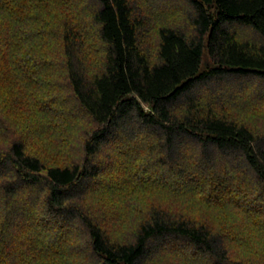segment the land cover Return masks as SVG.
Wrapping results in <instances>:
<instances>
[{
	"label": "trees",
	"instance_id": "trees-1",
	"mask_svg": "<svg viewBox=\"0 0 264 264\" xmlns=\"http://www.w3.org/2000/svg\"><path fill=\"white\" fill-rule=\"evenodd\" d=\"M182 1L0 0V88L35 95L67 160L0 109V264H264V126L233 101L264 103V0ZM125 182L127 238L88 205Z\"/></svg>",
	"mask_w": 264,
	"mask_h": 264
},
{
	"label": "rangeland",
	"instance_id": "rangeland-1",
	"mask_svg": "<svg viewBox=\"0 0 264 264\" xmlns=\"http://www.w3.org/2000/svg\"><path fill=\"white\" fill-rule=\"evenodd\" d=\"M174 3L176 7L173 9L169 8L170 9L169 10L167 9L168 7L166 5L160 4L159 2L160 4L159 12H160L161 17L159 16V18L158 19L156 18V20H159V19L163 20L162 18L164 15L165 17H167V15H169V17H172L175 14H178L177 11L179 7H180V10H183L184 2L182 0H175ZM156 20H154L155 23L151 24L152 26H154V28H156L158 25L163 23V22H158ZM154 31L151 32V37H149L150 38L149 44H150L151 50L153 51L154 49H156V41H157V35ZM46 49H48L49 51L53 49L52 44L50 43L49 45H47ZM45 54H47L46 50L44 51L43 55L45 56ZM207 63L208 61L206 60L205 64ZM247 81H250V80H247ZM48 89L49 88H31V90H33V94L37 92L40 93V91H41L40 94H42L43 92H49L48 94L50 95L58 94L55 91H48ZM61 90L64 93H67L66 88H63ZM26 91H27V88H0V109L2 110L3 113H5L8 116V119L10 120V122L14 124V126L18 130H21V129L23 130L25 128V129H29L32 131L33 130L32 128L34 126L39 125L38 127L35 128V130L39 129L38 133H36L35 135L36 137H32V138H36L34 140H37L40 145L38 146V148L35 145L34 146L39 150L40 153H43L42 156L44 157L45 160H47L48 163L50 162V163H57V164H65L67 160L59 156V154L61 153H57L56 151H50L47 149V147H50L52 145L53 146L60 145L61 141H59V134L61 135V133H63V130L61 129L60 126L58 127L55 126V128L52 126L50 127V130L47 127H44V126H48V125H44L45 124L44 118L39 116L37 113L29 110L30 107L27 106L29 105V103L36 101L34 100L35 95H30ZM59 93L61 92L59 91ZM243 93L244 92H242V94ZM252 93L251 94L249 93L246 96L241 95V97L233 100L237 108L240 109L236 113H238L239 118L242 120L249 121V123L253 122L255 123L256 126H259V127L264 126V119H260L261 122L259 121V123H257L258 116H261L262 118L264 117V103H259L257 100L258 96H262L263 93L259 92L258 96ZM41 96L44 97L43 95ZM75 112L77 113V111H72V113H75ZM248 115H253V116H250L248 118L247 117ZM250 119H254V120L250 121ZM81 120L83 119L80 118V121ZM81 126L82 127H79V132H80V128H83V129L90 128V126H88L86 122H82V121H81ZM75 135L77 136L78 134H75ZM39 137H41V139ZM43 148H46V149L43 150ZM47 150L50 151V153ZM68 161H73V160L69 159ZM119 186H120L119 189L117 188V186H115L116 190L113 191V194L105 192L104 190L106 189L103 190V186H99L97 193H92L91 195H89L90 197L88 198V205H90L92 209L96 211L101 210L103 214L101 218H104L108 222V225H106L107 228H112L114 230H117V229L125 230L126 229L125 231H123L125 232L123 236L127 238L129 237V231L131 230L132 226L136 222V219L134 217L136 216V214L134 212L133 207L128 208L125 205V202L127 201L124 202L125 197L128 195V193L131 192L129 188L130 185H128V183L125 182L124 184H120ZM107 196H110V198L106 200L105 197ZM133 196L134 197L142 196V198L139 197L137 199H141V201H147V202L148 201L156 202L157 200H161V198H164L163 195L156 196L153 194V192L152 193L136 192V194H134ZM100 201L101 202L104 201V203L101 204ZM164 201L165 199H163L162 203L169 205L174 211H181V210L184 211L185 210L188 213H192L197 217H200L201 215H209V216L215 217L218 215L216 214V212L214 214L211 211H208L206 209H201L199 207H198L199 210H193V208H196V207H191L185 203L177 204L178 200L176 201L168 200L170 201V203L169 202L164 203ZM169 262H170L169 260L163 258L162 264H170Z\"/></svg>",
	"mask_w": 264,
	"mask_h": 264
}]
</instances>
